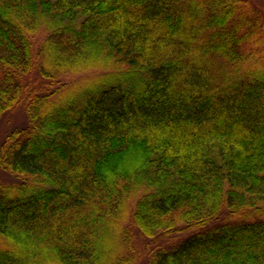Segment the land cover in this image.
I'll use <instances>...</instances> for the list:
<instances>
[{"label": "trees", "instance_id": "1", "mask_svg": "<svg viewBox=\"0 0 264 264\" xmlns=\"http://www.w3.org/2000/svg\"><path fill=\"white\" fill-rule=\"evenodd\" d=\"M0 264H264V0H0Z\"/></svg>", "mask_w": 264, "mask_h": 264}, {"label": "rangeland", "instance_id": "2", "mask_svg": "<svg viewBox=\"0 0 264 264\" xmlns=\"http://www.w3.org/2000/svg\"><path fill=\"white\" fill-rule=\"evenodd\" d=\"M25 123V118L23 117L22 114H9L7 115L3 121L0 124V137L3 136L5 132H7L10 129H13L15 127L21 126V124ZM4 173L0 171V175ZM6 174V173H4ZM1 179V177H0Z\"/></svg>", "mask_w": 264, "mask_h": 264}]
</instances>
